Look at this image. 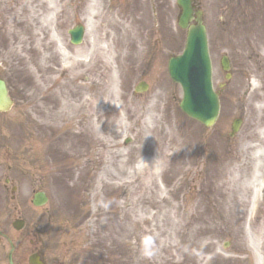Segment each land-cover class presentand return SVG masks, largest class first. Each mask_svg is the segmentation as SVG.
Here are the masks:
<instances>
[{
	"label": "rangeland",
	"instance_id": "1",
	"mask_svg": "<svg viewBox=\"0 0 264 264\" xmlns=\"http://www.w3.org/2000/svg\"><path fill=\"white\" fill-rule=\"evenodd\" d=\"M177 1L0 0V76L13 100L0 112V264L8 253L13 264V246L21 264L32 251L48 264H264L248 243L264 239V208L248 212L264 182L240 108L264 83V0H193L219 95L211 127L180 110L167 71L185 49ZM61 52L88 61L70 66ZM222 55L238 58L228 80Z\"/></svg>",
	"mask_w": 264,
	"mask_h": 264
},
{
	"label": "water",
	"instance_id": "2",
	"mask_svg": "<svg viewBox=\"0 0 264 264\" xmlns=\"http://www.w3.org/2000/svg\"><path fill=\"white\" fill-rule=\"evenodd\" d=\"M182 9L179 16V25L187 28L186 44L183 53L171 58L168 70L173 81L181 84L183 97L180 108L189 116L195 117L206 126L213 124L218 113V99L212 89L211 63L208 55L205 27L202 25L201 12H195V24L189 25L192 20V0H178ZM71 42L78 44L81 41L83 27L77 26L69 31ZM221 66L228 69L225 56L221 59ZM228 76H226L227 78ZM146 84L141 82L136 91H143ZM11 100L8 97L5 82L0 78V111L9 108ZM46 198L43 193H36L33 203L42 204Z\"/></svg>",
	"mask_w": 264,
	"mask_h": 264
},
{
	"label": "flooded vegetation",
	"instance_id": "3",
	"mask_svg": "<svg viewBox=\"0 0 264 264\" xmlns=\"http://www.w3.org/2000/svg\"><path fill=\"white\" fill-rule=\"evenodd\" d=\"M246 43H247V39H245V44ZM260 67L264 70V61H261ZM237 72H238V58L232 57L230 59V76L233 77V75L236 74ZM262 86L263 87H261L260 89L261 93L258 94L257 96L258 98H252L251 94L246 95L247 101L245 102V105L243 106V108L245 109L244 113L246 114V118H245L246 124H247L246 144L248 147V153L250 156V160L256 159L257 163L259 161L261 162L260 163L261 166L258 169L256 174L261 176L263 179L262 182H264V99L259 98V97L264 98V83L262 84ZM250 89H251V86H250ZM235 118H238L236 120L240 121V123L243 121L241 117H235ZM261 184L264 188V183H261ZM258 203L264 208V189H263L260 199L258 200ZM45 223L46 222L38 224L39 235L44 236V232L42 231H44L43 229L46 228ZM2 238L5 239L6 241L11 240L10 237L7 235V233H4ZM13 252H14V246H13V250L11 254V259H12L13 264H21L22 261H20V258L14 262V259L12 257ZM33 254L37 255L38 261H40L42 264H48V262L42 257V255L38 251H32L28 255V258H27L28 264H31L29 261V258ZM1 257L2 258L6 257L7 263L9 264V257H10L9 253L7 255L6 254L1 255ZM2 262L5 263L3 259H2ZM54 264H58V262H55Z\"/></svg>",
	"mask_w": 264,
	"mask_h": 264
},
{
	"label": "bare ground",
	"instance_id": "4",
	"mask_svg": "<svg viewBox=\"0 0 264 264\" xmlns=\"http://www.w3.org/2000/svg\"><path fill=\"white\" fill-rule=\"evenodd\" d=\"M91 7H92V5L89 6V8H91ZM244 41H245V39H242V43L243 44H244ZM61 53H62V55L64 57V61H68V64L70 66L73 65V64L81 63L82 61L87 62L88 61V57H89V54L88 53H86L85 55H83L84 53H81L80 56L78 54H74V55H70L69 56L65 52H61ZM93 56L96 59H101L102 56L104 57V55L102 53H98V52L97 53H94L93 52ZM251 84H253V83H251ZM178 85L181 88V92H183L182 91L181 84L178 83ZM253 88H254V86H251V90ZM240 108L244 110V108H242V107H240ZM187 116L188 117H191L189 115H187ZM192 118H194L196 121H199L195 117H192ZM147 160H150V159H147ZM151 161H152V159H151ZM251 198L252 199H251V201L249 203V206H248V212L251 213V216H250L249 220H252L254 217H256V215H255V212H257V201H255V198H256V188L253 190V193H252V197ZM254 220H255V218H254ZM262 231H264V229H262ZM248 243H249L250 248L253 250L254 254H256V256L259 255V252L261 251L262 248L264 249V239H261L260 238V234L259 233H255V234L253 233ZM263 254H264V252H263ZM258 262H259V260H258ZM261 262H262V258H261Z\"/></svg>",
	"mask_w": 264,
	"mask_h": 264
}]
</instances>
